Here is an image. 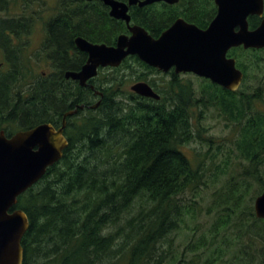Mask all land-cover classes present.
<instances>
[{
	"label": "trees",
	"instance_id": "16d2710c",
	"mask_svg": "<svg viewBox=\"0 0 264 264\" xmlns=\"http://www.w3.org/2000/svg\"><path fill=\"white\" fill-rule=\"evenodd\" d=\"M44 2L0 0V47L6 55L0 63V127L8 120L17 121L19 130L45 122L59 127L68 110L86 107L67 118L63 157L18 196L15 208L29 220L23 264H264V219L254 212L264 190V48L229 51L244 73L237 91L207 78L195 86L175 72L158 86L148 72H162L129 56L119 67L100 68L90 80L103 92L93 109V90L64 75L86 62L75 38L114 45L125 26L116 23L111 33L81 32L75 12H65V5L45 22V38L33 56L14 35L21 41L29 34L36 18L30 11ZM67 2L58 0V6ZM133 19L154 37L161 34L148 18ZM191 20L204 27L211 22ZM87 24L102 27L94 19ZM44 54L53 60L49 72L39 70ZM132 81L149 82L160 99L127 90ZM210 109L234 131L232 148L201 124ZM194 142L216 151L191 159L184 147ZM227 149L242 159L239 173L228 174L227 160L215 161ZM202 186L213 189L207 213L214 221L205 228L188 224L203 212L196 199ZM186 231L181 249L177 238Z\"/></svg>",
	"mask_w": 264,
	"mask_h": 264
},
{
	"label": "water",
	"instance_id": "95a60500",
	"mask_svg": "<svg viewBox=\"0 0 264 264\" xmlns=\"http://www.w3.org/2000/svg\"><path fill=\"white\" fill-rule=\"evenodd\" d=\"M112 6L111 15L131 20L127 5L115 0H104ZM137 0H131V3ZM160 0H146V5ZM170 3L177 0H165ZM218 13L206 29L179 18L159 37L152 36L139 25L130 26L131 35L121 34L115 45L92 43L83 37L76 38L77 47L88 54L87 62L80 70H67L65 77L88 86L102 67H119L129 56H137L146 64L162 72L174 69L175 73H193L210 79L228 90L237 91L244 73L238 68L230 49L264 48V17L258 27L250 29L248 15L264 14V0H215ZM95 89L93 84L90 85ZM137 95L160 99L147 81H137L131 86ZM99 100L90 105L97 108L103 92L96 90ZM79 104L68 110L61 126L50 122L17 131L7 137L0 132V264H23L22 238L29 227L27 214L16 209L9 212L18 196L34 186L46 174L49 167L64 155L69 141L65 135L67 118L84 109ZM256 216L264 218V190L254 202Z\"/></svg>",
	"mask_w": 264,
	"mask_h": 264
},
{
	"label": "flooded vegetation",
	"instance_id": "af4514ba",
	"mask_svg": "<svg viewBox=\"0 0 264 264\" xmlns=\"http://www.w3.org/2000/svg\"><path fill=\"white\" fill-rule=\"evenodd\" d=\"M115 1H118L120 3L127 5L128 14L131 17V20L129 23L124 19L116 18L113 15H111L112 6L108 5L104 0H68V2L61 5V7H60V5L55 6V12H57L59 8L63 9V7L66 5L64 7L65 12H71V13L75 12L76 25L78 27V30H80L81 32H85L87 34H90V35H95L98 33L99 34L111 33L114 30L116 23H119V24L123 23L125 26V31L121 32L118 35V37L121 34L131 35L132 32L130 30V26H133V25H139V26L145 28L150 33V31L144 25L135 21L133 19V16L148 18L151 21V26L152 27L156 26L157 29H159L160 33L162 34L167 29H169L172 25H174V23L179 18H183L185 21H187L189 23H193L202 29H206L210 25L211 22L209 23L208 26L204 27V25H199L191 19H196V20H201V21H210V20L212 21L218 13V6H217L215 0H177L176 2H173V3H170V2L165 1V0H160V1H155L152 3L146 4V5H143V6H141L140 3L144 2L146 0H137L134 3H131V0H115ZM187 15H189L190 17H188ZM84 16H88V18L84 19ZM263 17H264V14H263V16H259L258 14H255V13L250 14V15H248V22L250 20H256L260 24ZM150 18H154L156 21L151 20ZM90 19H94L96 22L102 23V27L100 29H95V26L93 24L88 25L87 23L89 22ZM259 24L256 27H258ZM249 27H250V29L256 28V27H251L250 24H249ZM31 32H33V29L29 30V34ZM29 34H27V35H29ZM77 37H83V36L80 35ZM76 38H75V44H76ZM85 39H87V38H85ZM88 41H90V40H88ZM14 42L16 44H18L20 42L18 37H16L15 35H14ZM90 42L100 43V44L105 43V42H100V41H90ZM239 47H243V46H239ZM80 51H82V50H80ZM82 52H84V51H82ZM5 57H6V55H5ZM87 60H88V54L86 57V62H87ZM47 63L50 65L49 68H51V65H53V60L50 58V56L48 57ZM2 64H4V62ZM108 67H110V66H108ZM108 67H104V68H108ZM74 71H76V70H74ZM174 72H175L174 69H171L170 71L164 72V73H170L172 76V73H174ZM176 74H178V73H176ZM180 74H185V73H180ZM180 74H178V75H180ZM191 74H193V73H191ZM64 75H65V73H64ZM200 78H203V77H200ZM243 80H244V78H243ZM91 84H93V83H90V81H89L88 86L90 88H91V86H90ZM242 84H243V81H242ZM88 86H86V87H88ZM91 90H93L94 94L97 96L96 100H99V98H101L100 95L95 93V91L99 90V89H96V87H95V89L91 88ZM99 91H101V90H99ZM12 100L14 102L13 97H12ZM14 104H16V101L14 102ZM14 124H17V121L13 122V121L8 120L6 122V125H3L2 127H0V132L4 131V133L7 137H11L13 134H15L17 131H19V128H15ZM16 209H19V208H15V205H14L13 207L10 208L9 212H12ZM254 212H255V208H254ZM255 215H256V213H255ZM261 219H264V218H261ZM23 253H24V248H23Z\"/></svg>",
	"mask_w": 264,
	"mask_h": 264
},
{
	"label": "rangeland",
	"instance_id": "374dc122",
	"mask_svg": "<svg viewBox=\"0 0 264 264\" xmlns=\"http://www.w3.org/2000/svg\"><path fill=\"white\" fill-rule=\"evenodd\" d=\"M58 5V0H46L42 5H33V9L30 11L32 12L33 16L36 18L34 19V26H33V32H31L29 35L24 36L22 40L20 41L24 45L27 46V52L29 54H32L33 56H36L38 53V50L40 49L42 42L45 38V30H44V24L46 20H48L51 15L55 13V6ZM20 8L21 5L16 4L13 7V12L15 15L20 14ZM41 10V13L38 15L37 13L34 12V10ZM29 12V13H30ZM41 62L39 63V70L40 71H46L49 72L51 68H49V64L47 63V55L44 54V56H41ZM5 63L6 62V57L3 52V49L0 47V63ZM140 69V67L138 68ZM146 71V70H145ZM148 77L153 79L158 86L163 85L165 82L170 80L172 78L170 73H156V72H148ZM179 77L182 80H187L190 79L193 81L195 86H198L200 83L201 79L195 74L191 73H185V74H180ZM137 81H132L130 82L127 86L126 89L129 91L131 90V86L136 83ZM98 101V100H97ZM96 101V102H97ZM95 102V103H96ZM201 124H203L205 127L208 128V132L211 135H214L217 137V140L220 141V139H223L224 142L227 144L228 147H233L232 142L229 140L233 139L234 140V131L226 126V120L219 115L218 111L215 109H210L205 111V113L202 114V117L200 118ZM194 123L196 124L197 121L194 120ZM184 150L186 151L187 155L191 158L194 159L197 157V154L201 157L203 153H208L207 155H211L216 151V146L210 147L209 144L207 143H202V142H194L190 145H187L184 147ZM238 152L236 151L229 153V150L227 149L225 152L220 153L215 161L217 163L222 162L223 160H227L228 163L230 164V167L228 169V174L231 173H239L242 171L243 166H242V159L237 156ZM228 156V157H227ZM206 164L210 165L211 160L210 159H205ZM209 172L207 175L209 176ZM209 177H205V179H208ZM211 183V182H210ZM221 183H217L216 186L219 187ZM200 194L201 196H197L196 199L199 201L200 205H202V213H199V215L195 219H190L188 218V224L190 225H195V224H200L202 228H205L206 226H209L211 222L214 221V218H212V214H208V205L211 204L213 200V189L211 187H205L202 186L200 189ZM253 194H257L255 191ZM257 196V195H256ZM187 231L180 234L177 238V242L181 243V249L185 247L184 243L187 240Z\"/></svg>",
	"mask_w": 264,
	"mask_h": 264
}]
</instances>
